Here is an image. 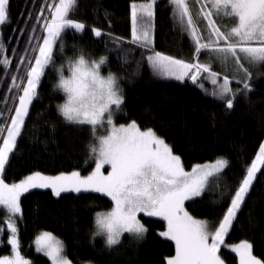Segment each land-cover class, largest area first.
Listing matches in <instances>:
<instances>
[{"label": "snow or ice", "instance_id": "obj_1", "mask_svg": "<svg viewBox=\"0 0 264 264\" xmlns=\"http://www.w3.org/2000/svg\"><path fill=\"white\" fill-rule=\"evenodd\" d=\"M168 4L172 8L173 21L191 41L194 49L192 62L152 48L156 0H146L130 5L129 43L151 52L141 58L138 66L142 67L146 60L155 75L181 81L187 78L202 89L201 80H210L214 86L210 95L222 102L226 110L233 109L239 95L247 98L254 90L253 70L264 67V0H168ZM9 6L10 0H0V24L9 20ZM77 7L78 0H53L42 5L41 14L35 17L37 23L32 24L33 34L29 36L25 54L20 56L16 65L20 71L12 75L9 88V92L16 89L18 103L12 106L14 112L6 102L7 114L0 110V121H3L0 123V174L4 173L10 154L17 147L18 137L26 125V117L30 115V105L39 95L38 86L46 75V69L55 65V47L59 45V54L63 55L67 47L64 35L68 31L83 34L89 27L85 22L72 18ZM45 10L47 16L43 15ZM98 11V8L94 10V17L98 18ZM31 15L29 13L30 18ZM104 15L108 17L110 14L104 10ZM225 20L231 21V26L218 23ZM30 22L31 19L26 21ZM37 28L41 29L39 36L35 34ZM24 31L26 29H21ZM90 31L95 38L107 37L117 50L124 49L122 37L96 26H92ZM32 40L37 41L35 45ZM72 47L77 51V45ZM0 49H3L2 44ZM84 51L81 47L80 54L68 60V76L63 74V65L55 68L58 80L53 89L62 90L65 94L64 102L56 106L63 120L90 128L91 140L86 145L84 167L90 164L94 167L86 175L80 170L62 171L57 175L33 171L18 182L6 183L0 178V208L6 212L7 245L11 247V255L0 256V264H32L21 255L16 219L22 215V195L37 188L51 189L55 197L65 192H85L109 198L112 207L95 213L94 231L91 233L93 241L97 237L103 238L108 250L119 245L125 233L137 241L145 238L149 229L139 218V214H143L165 222V230L160 231L159 236L175 245V254L164 258L166 264H224L219 253L225 245V238L238 219L257 174L264 169V141L260 142L255 157L246 166L234 191L231 185L222 183L220 179L229 165L223 157L213 162L194 164L191 171H186L181 156L175 154L153 128H141L136 120L119 125L115 123L123 111L122 78L112 72L103 76L101 66L107 64L108 57L88 60ZM205 51L210 53V60L218 62L224 70L222 82L220 73L212 70L211 63L199 61ZM10 64L8 57L0 59L5 71ZM229 71L231 77L227 74ZM18 78L21 83L16 82ZM232 80L239 85L235 89L230 86ZM212 181H216L220 205L227 201L218 223L197 219L185 207V201L194 202V198L201 197ZM3 232L0 225V243ZM34 243L37 253L46 256L51 264H72L65 254L64 242L52 232H41ZM230 247L239 264H264L253 254V245L249 241L241 240Z\"/></svg>", "mask_w": 264, "mask_h": 264}, {"label": "trees", "instance_id": "obj_2", "mask_svg": "<svg viewBox=\"0 0 264 264\" xmlns=\"http://www.w3.org/2000/svg\"><path fill=\"white\" fill-rule=\"evenodd\" d=\"M134 1L144 0H78L72 18L85 22L89 27L83 34L68 31L64 35L67 47L63 55L59 54V45L55 47V65L46 69V75L38 86L39 95L30 105V115L26 117V125L18 137L17 147L10 154L4 173L0 174L6 183L17 182L33 171L54 175L80 170L84 175L91 170L93 164L84 167L86 145L91 140L90 128L63 120L56 106L64 101L65 96L61 90L53 89L58 80L55 68L64 66L70 58L74 59L82 47L88 60L107 56L108 62L102 66V72H112L122 78L120 87L124 103L122 113L116 118L118 123L136 120L141 128H153L173 148L174 153L181 156L185 169L218 157L227 159L229 165L220 179L222 183L231 185L234 191L264 138V67L253 70L254 90L247 98L239 95L231 110H226L222 102L209 95V91L206 94L209 86L204 80H201L202 89L187 78L181 81L155 76L146 60L142 67L138 66L141 58L150 52L129 43L130 5ZM52 2L10 0L9 20L0 24V44L3 45L0 59L6 56L11 61L7 71L0 65V110L6 114L9 109L4 108L5 102L12 111L14 103H18L16 89L9 92V88L12 75L20 71L16 65L20 56L25 54L29 36L33 34L32 24L37 23L35 17L41 14L42 5ZM97 8L98 18L93 15ZM104 10L110 14L108 17H105ZM43 15H48L47 10ZM29 19L31 22L26 23ZM92 26L122 37L124 49L117 50L107 37L100 39L92 36ZM21 29L26 31L21 32ZM175 29L168 1L157 0L152 48L182 59L170 52L178 42ZM35 34L41 35V29L37 28ZM36 42L31 41L33 45ZM73 45H77V51H73ZM28 51L31 52V48ZM184 60L192 62V57L186 56ZM64 69L63 72H66ZM16 82L21 83V80L18 78ZM232 85L235 88L239 86L236 81ZM215 185L216 181H212L201 197L194 198V202L185 201L186 210L191 215L218 223L227 201L220 205ZM111 206L110 199L99 193L65 192L55 197L49 189L30 190L21 197L22 215L16 219L21 255L32 264H50L48 258L37 253L32 246V240L41 231L52 232L64 242L65 254L73 264L83 261L96 264H166L164 258L175 254L174 243L159 236V232L165 229L164 221L143 214L139 218L149 229L143 240L137 241L129 234H123L121 243L111 250L104 246L102 238L97 237L93 241L91 233L95 213L108 210ZM5 220L6 212L0 208V225L4 228L0 256L9 254L11 250L7 245ZM241 240L249 241L253 245V254L264 261V169L257 174L225 243ZM219 254L228 264H237L236 255L225 247Z\"/></svg>", "mask_w": 264, "mask_h": 264}, {"label": "rangeland", "instance_id": "obj_3", "mask_svg": "<svg viewBox=\"0 0 264 264\" xmlns=\"http://www.w3.org/2000/svg\"><path fill=\"white\" fill-rule=\"evenodd\" d=\"M168 1V0H167ZM134 2H136V3H144V2H146V0H144V1H134ZM156 2H157V0H156ZM133 2H131V4H132ZM154 13H155V6H154ZM204 23H206V22H204ZM218 23H224V24H228L229 26H231V21H227V20H225V21H218ZM130 25H131V8H130ZM201 26H203V24L201 25ZM176 39H177V43L173 46V47H171V48H173V49H171V51L170 52H172V53H175V54H177V55H179L182 59H185V57L186 56H191L192 57V54H193V51H194V49L192 48V46H191V41H190V39L188 38V36H187V34L186 33H182L181 32V30H180V28H179V26L176 24ZM152 37H153V43H154V20H153V29H152ZM210 53L209 52H207V51H205L202 55H201V57L199 58V61L201 62V63H211L213 66H212V70L213 71H215V72H218V73H220V80H221V82H222V79H223V75L225 74V72H224V70L221 68V66H220V64L218 63V62H215V61H212V60H210ZM176 58H178V57H176ZM93 60H99V58L98 59H93ZM67 65H68V62L64 65L65 66V69L64 70H66V72H63V74L65 75V76H68L69 75V71H68V67H67ZM103 66V65H102ZM102 66H101V68H102ZM109 73V72H108ZM108 73H104V72H102V70H101V74L103 75V76H107L108 75ZM231 73V71H229L227 74L231 77V75H232V73ZM161 78H165V77H161ZM167 79V78H166ZM169 79V78H168ZM171 79H175V78H171ZM205 81V83L206 82H209L210 83V80H204ZM233 81H235V80H232L231 81V84H230V86L233 88V89H235V86L234 85H232L233 84ZM214 90V87L213 88H210V89H206V91H209V95H210V93H212V91ZM62 91V90H61ZM63 92V91H62ZM64 96H65V94H64ZM65 100V99H64ZM64 102V101H63ZM62 102V103H63ZM61 104V103H60ZM14 112V111H13ZM115 123L117 124V125H119V124H121V123H118L117 121H116V119H115ZM262 141H264V138H263V140ZM255 157V156H254ZM215 160V159H214ZM214 160H211V161H206V162H213ZM206 162H201V163H196V164H204V163H206ZM92 167H94V164H93V166ZM106 168H107V166H106ZM192 168V167H191ZM191 168H189V169H185L186 171H191ZM91 171V170H90ZM59 174V173H58ZM87 174V173H86ZM86 174H84V175H86ZM45 175H48V174H45ZM54 175H57V174H54ZM18 182V181H17ZM37 189H39V188H37ZM49 190H51V189H49ZM73 193H75V192H73ZM112 207V206H111ZM109 210V209H108ZM104 211H107V210H104ZM140 215V214H139ZM155 218H158V217H155ZM161 219V218H160ZM197 219H199V218H197ZM206 220V219H205ZM165 223V222H164ZM93 225H94V223H93ZM166 226V225H165ZM165 229H163L162 231H164ZM93 231H94V227H93ZM41 232H43V231H41ZM41 232H39L38 234H36V236L37 235H39ZM125 234H127V233H125ZM35 236V237H36ZM35 237H34V239L32 240V246L34 247V249L36 250V247H35V243H34V241H35ZM103 239V238H102ZM104 241V240H103ZM240 242V241H239ZM239 242H236V243H239ZM174 243V242H173ZM236 243H231V244H226L225 243V245L223 246V247H225L226 249H228V250H230V251H232L231 250V245H233V244H236ZM233 252V251H232ZM234 253V252H233ZM42 254V253H41ZM235 254V253H234ZM7 255H11V250H10V253L9 254H7ZM220 255V254H219ZM221 257V256H220ZM26 259V258H25ZM221 259H222V257H221ZM28 260V259H27ZM223 261H224V264H228L224 259H222ZM50 264H51V262H50ZM73 264V263H72ZM80 264H96L95 262H93V261H83V262H81ZM237 264H239V261H238V258H237Z\"/></svg>", "mask_w": 264, "mask_h": 264}, {"label": "crops", "instance_id": "obj_4", "mask_svg": "<svg viewBox=\"0 0 264 264\" xmlns=\"http://www.w3.org/2000/svg\"><path fill=\"white\" fill-rule=\"evenodd\" d=\"M151 54V52L149 53V55ZM166 55V54H165ZM155 76H157V77H159V78H161L162 76H158V75H155ZM208 83V88L210 89V88H213L214 86L211 84V82L209 83V82H207Z\"/></svg>", "mask_w": 264, "mask_h": 264}]
</instances>
